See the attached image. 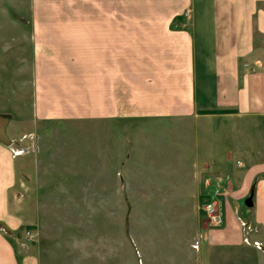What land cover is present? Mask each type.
Instances as JSON below:
<instances>
[{
    "label": "crops",
    "instance_id": "obj_1",
    "mask_svg": "<svg viewBox=\"0 0 264 264\" xmlns=\"http://www.w3.org/2000/svg\"><path fill=\"white\" fill-rule=\"evenodd\" d=\"M83 3L95 19L35 22L52 30L32 37V106L85 108L94 92L97 108H142L144 124L159 125L163 137L175 133L189 145L179 151L191 152L190 180L165 195L177 204L218 196L228 205L220 227L204 224L197 207L182 264H264V0ZM31 153L0 143V264H44L36 248L19 256L12 242L39 216L32 208L30 221L22 206ZM31 181L39 187L36 175ZM38 199L33 192L32 205Z\"/></svg>",
    "mask_w": 264,
    "mask_h": 264
},
{
    "label": "rangeland",
    "instance_id": "obj_2",
    "mask_svg": "<svg viewBox=\"0 0 264 264\" xmlns=\"http://www.w3.org/2000/svg\"><path fill=\"white\" fill-rule=\"evenodd\" d=\"M84 6L83 0H0V116L9 119L12 149L32 152L24 215L31 221L32 208H39L13 246L19 256L36 248L44 264H182L184 232L192 230L197 207L207 224L202 206L210 197L177 204L165 195L175 181L190 180L191 152L179 151L184 145L177 135L163 137L159 125L144 124L142 108H97L94 92L85 108L32 106V37L52 30L35 22L95 19ZM48 78L41 75L44 86ZM215 127L213 142L222 152L221 119ZM35 175L39 187L33 189ZM33 192L39 205H32Z\"/></svg>",
    "mask_w": 264,
    "mask_h": 264
},
{
    "label": "built area",
    "instance_id": "obj_3",
    "mask_svg": "<svg viewBox=\"0 0 264 264\" xmlns=\"http://www.w3.org/2000/svg\"><path fill=\"white\" fill-rule=\"evenodd\" d=\"M17 154H21V152ZM202 214L207 224L211 227H220L223 224V210L217 196H212L206 200L202 206ZM33 237V234L29 231L25 232L24 238L26 241L33 240Z\"/></svg>",
    "mask_w": 264,
    "mask_h": 264
},
{
    "label": "water",
    "instance_id": "obj_4",
    "mask_svg": "<svg viewBox=\"0 0 264 264\" xmlns=\"http://www.w3.org/2000/svg\"><path fill=\"white\" fill-rule=\"evenodd\" d=\"M9 124V119L0 116V143L6 146L11 145L10 139L6 135V128ZM245 206L250 208L252 206L251 199L245 201Z\"/></svg>",
    "mask_w": 264,
    "mask_h": 264
}]
</instances>
